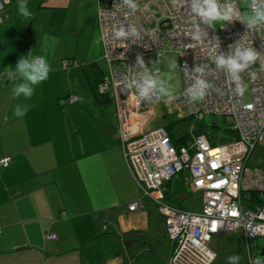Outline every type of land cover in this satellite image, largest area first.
<instances>
[{"label": "crops", "instance_id": "1", "mask_svg": "<svg viewBox=\"0 0 264 264\" xmlns=\"http://www.w3.org/2000/svg\"><path fill=\"white\" fill-rule=\"evenodd\" d=\"M18 3L1 8L0 72L25 54L44 55L51 71L28 100L13 97L14 82L0 81V160L10 157L0 167V264H167L172 245L155 204L128 209L140 191L115 103H100L92 89L103 71L97 0H28L33 18L22 23ZM65 59L77 64L63 67ZM69 95L78 99L60 103ZM16 104L28 105L24 116L14 115ZM185 174L165 185L161 200L194 211L189 199L200 192L185 185ZM50 232L57 238L47 239ZM239 233L208 239L211 264H227ZM247 250L239 264L259 263L248 242Z\"/></svg>", "mask_w": 264, "mask_h": 264}, {"label": "built area", "instance_id": "2", "mask_svg": "<svg viewBox=\"0 0 264 264\" xmlns=\"http://www.w3.org/2000/svg\"><path fill=\"white\" fill-rule=\"evenodd\" d=\"M12 1L0 0V4ZM244 1L249 6L253 2L223 0L241 14L240 3ZM139 4L138 10L132 12L121 6L120 0H97L96 15L103 58L108 63V72L97 83L96 90L115 103L122 152L140 191L128 209H141L146 200L155 204L172 245L167 264H211L215 253L207 242L213 235L240 230L247 242L264 236V170L248 165L254 148L264 146V25L256 31H247L241 21L233 20L222 23L218 32L200 23L189 11L187 0H139ZM128 25L140 30L139 39L114 37L115 30ZM197 34L200 39H196ZM215 39L219 52L253 47L260 53L240 74L241 83L246 85L242 95L236 94L226 70L218 69L213 61ZM171 52L180 59L183 88L169 101L178 110L185 109L188 115L199 119L205 115L231 117L232 133L228 141L213 144L206 134L199 133L191 134L185 144L176 146L165 128L145 129L159 99L140 100L134 88L128 87L138 71L136 58L141 56L148 66V56L159 62ZM76 64L62 61L63 67ZM197 67L205 69L203 77L212 87L203 100L190 102L183 92L194 83ZM77 99L76 95H69L60 103ZM9 162V156L3 157L0 167ZM183 171H187L183 175L185 185L202 194L198 212L161 200L165 185ZM46 238L54 240L57 235L50 232Z\"/></svg>", "mask_w": 264, "mask_h": 264}, {"label": "clouds", "instance_id": "3", "mask_svg": "<svg viewBox=\"0 0 264 264\" xmlns=\"http://www.w3.org/2000/svg\"><path fill=\"white\" fill-rule=\"evenodd\" d=\"M189 11L197 18L200 23L215 28L224 25L233 20L241 21L247 28V31H256L261 25H264V0H253L246 13H239L231 4H225L223 0H187ZM120 5L134 12L140 7L139 0H120ZM0 4V8H3ZM18 20L31 21L33 13L28 6V0H19L16 5ZM199 29V25L196 26ZM117 39H132L135 41L140 38V30L135 25H128L127 28L120 27L113 33ZM204 37L207 33L203 32ZM200 39V35H196ZM210 40V39H208ZM212 40V39H211ZM216 41V55L213 61L218 69L226 70L230 81L235 85V92L242 95L246 85L241 83V73L253 64L259 56V52L253 47H235L230 52L217 51L219 44ZM158 61L151 62L146 66L142 57L137 56L136 64L138 71L136 78L131 77L128 87L134 88L135 93L140 100L151 101L155 98L173 99L175 93L169 84V78L166 74H161ZM171 71L177 69L176 60L168 66ZM51 65L44 55H22L12 70L0 72V81H11L12 95L14 98L23 97L25 100L31 99L36 91V86L49 78ZM197 75L194 83L187 87L183 95L190 102L203 100L208 90L212 87L210 82L203 77L205 69L197 67L194 69ZM28 111V105L16 104L14 115L22 117ZM241 257L238 254L227 257V264H239Z\"/></svg>", "mask_w": 264, "mask_h": 264}, {"label": "rangeland", "instance_id": "4", "mask_svg": "<svg viewBox=\"0 0 264 264\" xmlns=\"http://www.w3.org/2000/svg\"><path fill=\"white\" fill-rule=\"evenodd\" d=\"M240 7L243 14L247 12L249 4L248 2L244 1L240 3ZM221 25L222 23L220 24V26ZM220 26L215 27L218 32ZM174 60H176L177 69L169 73V71L171 70L168 66ZM154 61L156 60L153 56H148V65H150V63ZM100 65L104 72L108 71V63L106 59L103 58V56ZM158 67L161 74H166V77L162 78H169V84L172 87L174 93L177 94L178 92H180L183 88V80L181 74L180 59L178 55L174 52L169 53L167 59L159 61ZM158 99L159 101L154 103L153 114L149 117L150 120L148 119V122H146V128L144 127L145 129H148L149 127L154 129L163 127L169 129L174 138H178L184 134L190 133L192 129H202L203 132L212 137L213 144H221L229 140V133L232 127L231 117L205 115L203 118L199 119L194 115H188L185 109L178 110L167 98ZM248 165L252 167H259L264 170V146L257 145L254 148L249 157ZM189 200L191 201V205L194 210L191 212L200 211L199 206L201 201V194L193 193L191 194ZM232 241L233 249L231 252H235V254H238L242 250L243 254L246 253V255L248 256L246 239L243 238L240 233ZM250 243L252 247L253 258L260 259L259 263L257 264H264V236L257 237L251 240Z\"/></svg>", "mask_w": 264, "mask_h": 264}, {"label": "trees", "instance_id": "5", "mask_svg": "<svg viewBox=\"0 0 264 264\" xmlns=\"http://www.w3.org/2000/svg\"><path fill=\"white\" fill-rule=\"evenodd\" d=\"M99 78L95 81V82H92V89L94 90V94L96 96V99L100 102V103H104L108 100H111L110 97L108 95H100L97 93V90H96V86H97V83L102 79L103 75L105 74L103 71H101V69L99 68ZM108 72V71H107ZM106 72V73H107ZM166 129V128H165ZM166 131L168 132L170 138H171V141L174 143V145L176 146H179V145H182V144H185L189 139H190V136L191 134H199V133H204L206 134V136L209 138V140L213 143V140H212V137L210 135H208L207 133L203 132L202 129H198V130H191L190 133H187V134H184L178 138H174L170 132L169 129H166ZM231 129H230V133H229V137L231 136ZM257 238V237H256ZM255 239V238H254ZM253 240V239H251ZM248 241V244H249V249H250V252H252V247H251V243L250 241Z\"/></svg>", "mask_w": 264, "mask_h": 264}, {"label": "snow or ice", "instance_id": "6", "mask_svg": "<svg viewBox=\"0 0 264 264\" xmlns=\"http://www.w3.org/2000/svg\"><path fill=\"white\" fill-rule=\"evenodd\" d=\"M249 107H251V106L249 105Z\"/></svg>", "mask_w": 264, "mask_h": 264}]
</instances>
